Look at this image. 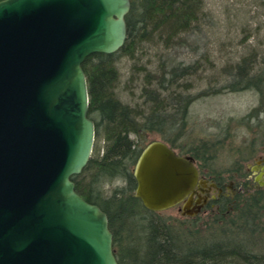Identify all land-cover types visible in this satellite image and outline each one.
<instances>
[{
    "label": "water",
    "instance_id": "95a60500",
    "mask_svg": "<svg viewBox=\"0 0 264 264\" xmlns=\"http://www.w3.org/2000/svg\"><path fill=\"white\" fill-rule=\"evenodd\" d=\"M130 0L0 1V264H118L107 214L75 191L95 140L82 69L126 43ZM134 197L199 213L208 185L162 140L141 150Z\"/></svg>",
    "mask_w": 264,
    "mask_h": 264
},
{
    "label": "trees",
    "instance_id": "16d2710c",
    "mask_svg": "<svg viewBox=\"0 0 264 264\" xmlns=\"http://www.w3.org/2000/svg\"><path fill=\"white\" fill-rule=\"evenodd\" d=\"M130 1L125 45L112 55H91L82 64L95 140L87 165L71 178L75 191L107 214L118 264H264L262 191L221 197L217 206L208 208L203 216L167 220L145 209L134 197L133 177L136 159L146 145L145 136L157 133L178 154L192 156L201 171L207 168L215 180L238 182L243 178L245 163L257 150L256 138L238 150L236 155L241 159L235 158L226 169L207 164L213 157L205 156L209 149L205 142L183 148L179 141L191 103L212 94L254 91L261 99L259 108L252 109L242 121L259 120L264 110V56L258 63L255 49L251 50L229 68L230 80L220 89L183 95L172 87L189 89L190 82L179 81L195 75L203 62L194 60L184 65L167 53L182 47L197 53L203 48L201 58L213 66L206 53L207 45L199 44L206 36L205 23L211 21L206 0ZM151 48L161 53L158 72L150 71L149 61L135 66L143 72L139 83L142 108L122 103L116 94L120 78L116 62L122 57L133 59L137 53L145 55V50ZM113 181L122 184L107 194L104 185Z\"/></svg>",
    "mask_w": 264,
    "mask_h": 264
},
{
    "label": "rangeland",
    "instance_id": "374dc122",
    "mask_svg": "<svg viewBox=\"0 0 264 264\" xmlns=\"http://www.w3.org/2000/svg\"><path fill=\"white\" fill-rule=\"evenodd\" d=\"M206 2V10L210 12L211 21L209 24L205 23L206 36L199 44L207 45L206 53L213 66L201 58V55L205 53L203 48L197 53L186 47L167 53L168 56L183 62L184 65L194 60H199L200 64L203 62L195 75L179 81L180 83L190 82L189 89L172 87V90L183 95L194 96L201 91L212 92L220 89L230 80L229 68L239 62L242 57L248 56L251 50L255 49L258 63L264 56L263 0H206ZM145 51V55L137 53L133 59L122 57L116 62L120 73L116 89L117 97L122 103L133 107L142 108L143 103L139 91L143 72H139L135 66L144 65L149 61L150 71L156 74L157 66L162 60L159 56L161 53L157 50L151 48ZM260 102L258 94L251 90L222 92L195 99L189 106L187 124L179 143L182 147L183 145L189 147L205 142L209 148L205 156L213 157L207 164L218 169L229 168L235 158L241 159L239 154L236 155L238 150L243 145L249 144L252 138L258 140L264 131L262 127L264 126V110L259 115V120L242 121V118L252 109L259 108ZM153 140H161V136L157 133H149L145 136L144 144ZM255 155L263 156L264 150L257 147ZM252 159H248L245 165L251 164ZM204 172L207 178L211 176L207 168ZM121 184L119 181L106 183L104 185L106 193L110 194L114 187ZM179 207L180 205H177L156 214L167 220L185 221V216L181 215Z\"/></svg>",
    "mask_w": 264,
    "mask_h": 264
},
{
    "label": "flooded vegetation",
    "instance_id": "af4514ba",
    "mask_svg": "<svg viewBox=\"0 0 264 264\" xmlns=\"http://www.w3.org/2000/svg\"><path fill=\"white\" fill-rule=\"evenodd\" d=\"M255 144L257 145L258 149L264 150V131L262 132V135L259 136L258 140L256 139ZM247 164L248 165H245V175L243 178H240L238 182L232 180L219 182L212 176H208L207 178V174L204 171H201L198 164L196 163L200 178L205 179L208 185L210 183L215 184V187H206L203 188V192L199 191V193L204 198H206V201L203 202L201 200L200 211L197 215L203 216L208 212V208H215L217 206L216 202L221 197L233 198L239 193L250 195L258 190L264 193V155H255L252 159V163Z\"/></svg>",
    "mask_w": 264,
    "mask_h": 264
}]
</instances>
